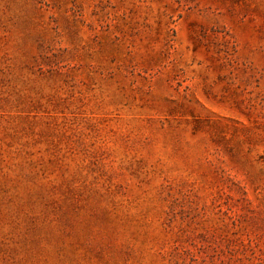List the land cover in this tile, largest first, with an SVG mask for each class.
<instances>
[{
    "label": "rangeland",
    "instance_id": "obj_1",
    "mask_svg": "<svg viewBox=\"0 0 264 264\" xmlns=\"http://www.w3.org/2000/svg\"><path fill=\"white\" fill-rule=\"evenodd\" d=\"M0 264H264V0H0Z\"/></svg>",
    "mask_w": 264,
    "mask_h": 264
}]
</instances>
